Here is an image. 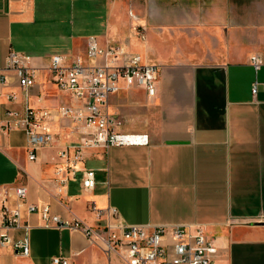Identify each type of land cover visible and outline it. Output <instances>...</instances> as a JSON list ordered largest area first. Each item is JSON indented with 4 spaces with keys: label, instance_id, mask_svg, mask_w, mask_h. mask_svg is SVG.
Instances as JSON below:
<instances>
[{
    "label": "crops",
    "instance_id": "1",
    "mask_svg": "<svg viewBox=\"0 0 264 264\" xmlns=\"http://www.w3.org/2000/svg\"><path fill=\"white\" fill-rule=\"evenodd\" d=\"M87 23L102 32L83 34ZM91 36L119 39L160 66L154 102L124 84L110 96L124 124L141 120L138 130L122 129L147 132L150 144L84 149L79 169L64 172L61 184L58 150L80 141L71 118L50 122L55 144L38 149L36 160L28 158L26 133L1 125L7 109L86 107L53 84L44 67L57 53L84 54ZM10 50L31 55L38 68L27 97L5 68ZM254 54L263 59L258 70ZM0 73L8 76L0 88V228L5 188L24 183L28 202L49 204L61 217L102 228L106 218L91 211L94 201L116 207L128 224L198 222L218 247L212 264H264V0H0ZM12 91L16 101L7 97ZM84 169L95 171L91 190L83 188ZM8 197L15 206V194ZM21 212L31 225L30 254L0 238V264H53L54 256L69 264H128L80 231L46 227L26 205ZM10 234L19 238L23 229Z\"/></svg>",
    "mask_w": 264,
    "mask_h": 264
},
{
    "label": "built area",
    "instance_id": "2",
    "mask_svg": "<svg viewBox=\"0 0 264 264\" xmlns=\"http://www.w3.org/2000/svg\"><path fill=\"white\" fill-rule=\"evenodd\" d=\"M250 60L256 70L263 63L259 54L252 55ZM5 68L17 74L19 85L27 97L36 83L38 70L32 56L10 50ZM44 68L48 70L53 84L73 98L86 101V107L63 104L56 108L27 105L22 111L7 109L1 128L3 131L14 128L23 130L28 143V158L36 160L38 149L55 144L50 122L55 117L71 118L80 134V141L76 146H65L58 150L61 162L57 164L56 172L62 174L57 177L61 184L66 181L64 172L69 176L79 169L78 163L83 159L84 149L150 144L147 132L122 129L124 121L113 111L110 96L124 84L127 88L143 89L148 100L154 102L161 73L159 65L145 61L140 53L129 51L124 43L110 40L102 43L91 36L84 54H54ZM7 83L8 76L0 73V88ZM257 90L258 81H255L252 86L254 95ZM7 97L16 101L17 94L12 91ZM95 183V171L84 169L83 188L91 190ZM11 192L17 198L15 206L9 203L8 195ZM27 194V185L21 183L7 186L1 199V243L11 244L23 256H28L31 251L28 234L31 225L22 216V205H26L29 212H39L44 226L80 231L107 253H118L128 264H212L218 253L217 245L202 223L128 224L121 220L116 207L103 209L92 201L91 211L98 219L106 218L104 226L96 228L77 216L61 217L52 211L49 204L30 203ZM12 228H22L23 235L13 238L10 234ZM52 263L69 264V259L54 256Z\"/></svg>",
    "mask_w": 264,
    "mask_h": 264
},
{
    "label": "rangeland",
    "instance_id": "3",
    "mask_svg": "<svg viewBox=\"0 0 264 264\" xmlns=\"http://www.w3.org/2000/svg\"><path fill=\"white\" fill-rule=\"evenodd\" d=\"M128 17V16H127ZM128 20V19H127ZM75 27L80 26V23L77 21V19H75ZM95 25L87 23L85 24L84 30L82 31L83 34H88V33H92V34H96L99 35L101 31L100 26L95 28ZM95 28V29H94ZM85 32V33H84ZM113 41H119V39L117 40H113ZM122 95H120L118 97V99H116L115 103L120 102V100L122 99ZM141 124V120L139 118H136L135 116L132 117H128V119L126 120L125 124H124V129H134V130H138L139 125Z\"/></svg>",
    "mask_w": 264,
    "mask_h": 264
}]
</instances>
